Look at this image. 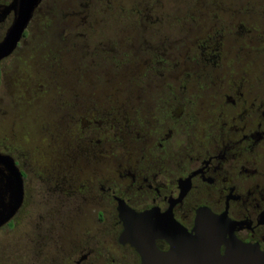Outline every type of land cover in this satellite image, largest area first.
<instances>
[{"label":"rangeland","instance_id":"obj_1","mask_svg":"<svg viewBox=\"0 0 264 264\" xmlns=\"http://www.w3.org/2000/svg\"><path fill=\"white\" fill-rule=\"evenodd\" d=\"M262 102L264 0H43L0 62V153L27 175L28 201L26 220L0 231L14 244L0 254L26 247L36 260V244L63 255L85 239L108 249L95 218L110 213L103 182L124 165L181 158ZM180 105L188 123L173 127ZM170 127L176 144L158 153ZM75 187L85 202L66 199Z\"/></svg>","mask_w":264,"mask_h":264},{"label":"flooded vegetation","instance_id":"obj_2","mask_svg":"<svg viewBox=\"0 0 264 264\" xmlns=\"http://www.w3.org/2000/svg\"><path fill=\"white\" fill-rule=\"evenodd\" d=\"M12 19L10 13L6 20ZM238 100L226 96L223 104L235 108ZM241 112L234 124L223 122L224 136L187 148L181 158L163 165L144 160L124 165L113 180L101 184L99 196L110 213L98 210L95 218L108 249H98L95 239H85L58 255L52 244L39 243L37 261L27 257L23 247L25 251L13 256L0 254V264H38L39 260L43 264H264V102ZM184 113L180 105L169 117L173 127L188 123ZM92 125L84 120L83 130L92 132ZM173 127L158 139V153L169 152L176 144ZM20 172V206L0 231L10 230L8 225L16 218L19 222L27 218V175ZM7 177L0 174V212L10 203ZM81 194L75 187L65 197L78 204L87 200ZM126 213L133 222L130 233L125 230ZM106 217L109 222L102 224ZM57 238L49 241L55 243ZM8 240L0 243L4 250L14 247ZM22 241H18L21 247ZM245 247L258 253L250 258L243 253Z\"/></svg>","mask_w":264,"mask_h":264},{"label":"water","instance_id":"obj_3","mask_svg":"<svg viewBox=\"0 0 264 264\" xmlns=\"http://www.w3.org/2000/svg\"><path fill=\"white\" fill-rule=\"evenodd\" d=\"M40 2L41 0H12L10 4L0 8V23L10 13H13L11 24L0 41V62L17 48ZM3 173L8 175L6 178V189L9 193L10 203L8 209L0 212V226L8 222L19 208L23 193L21 172L16 166L15 161L11 157L0 153V174ZM169 221L173 222L171 218ZM132 228L133 222L131 221V216L126 213L125 230L127 233H130ZM243 253L252 258L258 252H255L252 248L245 247L243 248Z\"/></svg>","mask_w":264,"mask_h":264},{"label":"trees","instance_id":"obj_4","mask_svg":"<svg viewBox=\"0 0 264 264\" xmlns=\"http://www.w3.org/2000/svg\"><path fill=\"white\" fill-rule=\"evenodd\" d=\"M24 35H25V33H24ZM24 35H23V36H24Z\"/></svg>","mask_w":264,"mask_h":264}]
</instances>
